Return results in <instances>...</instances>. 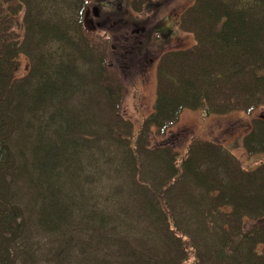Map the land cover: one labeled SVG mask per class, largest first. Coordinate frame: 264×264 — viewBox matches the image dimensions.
<instances>
[{"label":"trees","instance_id":"1","mask_svg":"<svg viewBox=\"0 0 264 264\" xmlns=\"http://www.w3.org/2000/svg\"><path fill=\"white\" fill-rule=\"evenodd\" d=\"M85 4L0 0V264H264V162L243 168L211 140L151 144L184 110L264 107V0L184 9L195 43L159 56L135 134ZM242 138L264 154V117Z\"/></svg>","mask_w":264,"mask_h":264},{"label":"rangeland","instance_id":"2","mask_svg":"<svg viewBox=\"0 0 264 264\" xmlns=\"http://www.w3.org/2000/svg\"><path fill=\"white\" fill-rule=\"evenodd\" d=\"M85 1L83 24L93 34L108 40V65L122 87L119 114L130 122L131 131L135 134L154 105L159 56L195 43L191 33L178 28L182 12L194 0ZM18 60L16 74L22 76L26 72L27 60L24 56ZM262 115L263 106L257 107L251 114L242 111L213 114L204 109L184 110L165 135L152 137L151 144L167 143L181 155L191 140H211L233 154L243 168L251 169L264 162V154H245L242 137L249 130L252 118ZM130 147L134 148L133 143ZM252 223L245 220L244 225L249 227Z\"/></svg>","mask_w":264,"mask_h":264}]
</instances>
